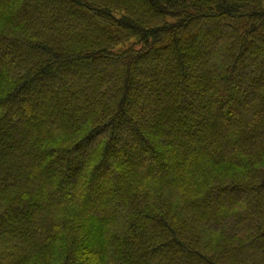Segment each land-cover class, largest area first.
<instances>
[{
  "label": "trees",
  "instance_id": "trees-1",
  "mask_svg": "<svg viewBox=\"0 0 264 264\" xmlns=\"http://www.w3.org/2000/svg\"><path fill=\"white\" fill-rule=\"evenodd\" d=\"M0 264H264V0H0Z\"/></svg>",
  "mask_w": 264,
  "mask_h": 264
}]
</instances>
